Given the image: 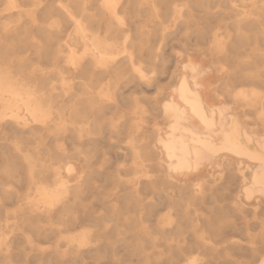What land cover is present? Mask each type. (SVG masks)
Wrapping results in <instances>:
<instances>
[{"label": "bare ground", "instance_id": "obj_1", "mask_svg": "<svg viewBox=\"0 0 264 264\" xmlns=\"http://www.w3.org/2000/svg\"><path fill=\"white\" fill-rule=\"evenodd\" d=\"M261 176L264 0H0V264H264Z\"/></svg>", "mask_w": 264, "mask_h": 264}, {"label": "rangeland", "instance_id": "obj_2", "mask_svg": "<svg viewBox=\"0 0 264 264\" xmlns=\"http://www.w3.org/2000/svg\"><path fill=\"white\" fill-rule=\"evenodd\" d=\"M46 245H48V246H51V243H48V244H46ZM109 251V252H108ZM106 253V257L104 256V257H100L99 259H93V258H89V259H87L85 262H87V263H85V262H83V264H91L92 263V259H93V264H129V262H130V260H129V258H128V256H127V252L126 251H124V250H117V251H119L118 253H117V251H116V257H118V258H120V261H116V260H114L113 259V253H114V251H112V250H108ZM113 252V253H112ZM121 253V254H120ZM124 254V255H123ZM108 256V257H107ZM123 258V259H122ZM104 259V260H103ZM108 261H107V260ZM123 260V261H122ZM103 263H102V262ZM107 261V262H106ZM80 264H82V262L80 263ZM136 264H137V262H136ZM138 264H140V263H138Z\"/></svg>", "mask_w": 264, "mask_h": 264}, {"label": "snow or ice", "instance_id": "obj_3", "mask_svg": "<svg viewBox=\"0 0 264 264\" xmlns=\"http://www.w3.org/2000/svg\"><path fill=\"white\" fill-rule=\"evenodd\" d=\"M187 67V66H186ZM206 151L208 153H211V154H214L215 152V149L213 148V146L211 145H208L207 148H206ZM189 171H191V169H189ZM197 187L199 188V185H197ZM259 187L262 191H264V176H261L260 177V180H259Z\"/></svg>", "mask_w": 264, "mask_h": 264}]
</instances>
